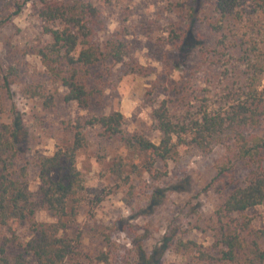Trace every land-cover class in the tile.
Returning <instances> with one entry per match:
<instances>
[{
    "label": "trees",
    "instance_id": "trees-1",
    "mask_svg": "<svg viewBox=\"0 0 264 264\" xmlns=\"http://www.w3.org/2000/svg\"><path fill=\"white\" fill-rule=\"evenodd\" d=\"M37 1V14L44 23L42 32L49 40L38 45L35 53L51 83L64 89V102L74 101L81 109L99 102L104 96L105 78L112 75L116 64L125 65L127 72L148 75L145 66L130 60L131 46L125 31H115L104 39L98 36L103 20L90 0ZM207 3L210 13L203 14L199 24L210 32L213 42L200 37L202 34H193L189 23L181 30L172 28L167 43L178 51L190 43L198 63L227 73L220 79L216 98L192 95L189 81L173 85L170 90H174V95L162 99L150 113L159 133L157 142L139 132L125 131V117L120 111L77 119L69 126L70 143L59 146L52 155L38 157L39 186L33 197L26 166L18 165L25 152L18 144V129L11 123H0V224L23 248L12 262L5 245H1L0 264L108 263V252L92 255L82 249L80 230L69 233L75 227L86 191L76 155L87 145V130L96 127L101 136L117 138L132 153L130 160L120 159L110 167L119 185L127 187L128 195L133 194V175L144 171L154 182L166 176V168L157 167L158 161L166 166V162L180 155V150L190 147L204 152L218 145L224 147L225 161L217 165L216 178L232 172L236 165L243 171L216 211L213 246L178 238L172 248L193 257L197 264H264V226H254L250 217L244 215L247 209L264 204V50L231 41L235 22L244 18L248 7L264 13V0ZM19 8L18 5L12 15L18 14ZM195 11L196 7L190 8L189 20ZM10 17L1 18L0 27ZM18 77L16 65L0 64V113L1 92H9ZM46 91L42 84H27L22 89L26 97L41 98L43 106L49 108L55 95ZM154 195L153 192L151 197ZM39 209H46L53 219L36 221ZM21 221H29L33 232L24 243L16 238V225ZM103 240L110 250L113 243L109 234H104Z\"/></svg>",
    "mask_w": 264,
    "mask_h": 264
},
{
    "label": "rangeland",
    "instance_id": "rangeland-1",
    "mask_svg": "<svg viewBox=\"0 0 264 264\" xmlns=\"http://www.w3.org/2000/svg\"><path fill=\"white\" fill-rule=\"evenodd\" d=\"M90 1L103 20L98 36L104 39L115 31H125L131 46L130 60L145 66L148 75L127 72L123 64L114 65L112 75L105 78L102 99L81 109L74 101H63L64 89L51 83L35 53L38 45L49 40L37 14L39 2L0 0V19L11 15L10 21L0 27V64H14L19 69L18 80L10 91L1 92L0 123H11L18 129V144L25 150L18 165L26 166L33 197L39 186L38 157L52 155L59 146L70 143L69 126L77 119L120 111L125 117V131L139 132L157 142L159 133L150 113L162 99L174 95V90H170L173 85L189 81L192 95L216 98L220 79L227 73L198 63L190 43L180 51L167 43L172 28L181 30L189 23L193 34H202L200 37L213 42L210 32L199 24L200 17L210 13L209 0ZM18 5V14L12 15ZM191 7H196V11L189 20ZM233 33L231 41L257 47L262 52L264 13L248 7L244 18L235 22ZM27 84L45 86L47 93H54V104L46 108L41 98L26 97L22 89ZM87 131V145L76 155L77 167L85 180V200L79 206L75 227L69 230L70 234L82 232V249L92 255L108 252L107 264H197L193 257L175 251L172 243L181 238L213 246L216 211L243 171L236 165L232 172L216 178L217 165L225 161V148L218 145L209 152L196 147L180 150V155L166 162V166L160 161L156 163L167 170L160 181H152L144 171L133 175V194L128 195L127 187L119 185L110 167L120 159L130 160L132 153L117 138L101 136L97 127ZM244 215L250 217L254 226H264V204L247 209ZM52 219L46 209L35 213L36 221ZM104 234H109L113 243L110 250L105 246ZM32 235L29 221L16 225L20 243ZM3 244L12 262L23 252L22 244L14 242L8 228L0 224V246Z\"/></svg>",
    "mask_w": 264,
    "mask_h": 264
}]
</instances>
